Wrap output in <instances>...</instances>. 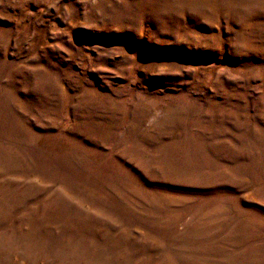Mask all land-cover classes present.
Instances as JSON below:
<instances>
[{
    "label": "rangeland",
    "instance_id": "obj_1",
    "mask_svg": "<svg viewBox=\"0 0 264 264\" xmlns=\"http://www.w3.org/2000/svg\"><path fill=\"white\" fill-rule=\"evenodd\" d=\"M0 264H264V0H0Z\"/></svg>",
    "mask_w": 264,
    "mask_h": 264
}]
</instances>
